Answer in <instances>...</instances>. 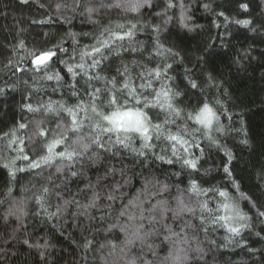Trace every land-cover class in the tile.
<instances>
[{
	"label": "snow or ice",
	"instance_id": "6c2138e0",
	"mask_svg": "<svg viewBox=\"0 0 264 264\" xmlns=\"http://www.w3.org/2000/svg\"><path fill=\"white\" fill-rule=\"evenodd\" d=\"M30 2L20 0L22 5ZM153 6V0H57L52 14L45 13L46 19L31 21L41 25L63 21L72 25L79 19L94 31L67 33L75 53L68 61L58 55L68 53L63 41L52 48L35 50H27L23 40L18 43L19 48L26 50L30 70L43 73L42 79L46 81H55L52 91L63 88L74 102L49 99L38 101L37 107L28 103L24 107L31 113H40L41 118L31 125L20 122L0 135V142L6 141V147L16 153L0 165L10 178L5 181L6 191L0 199V227L4 229L0 242L4 245L19 244L21 248L35 250L42 264H48L47 250L52 245L47 239L41 243L29 233L33 227L29 218L42 219L45 224L57 221L61 231L69 219L76 221L78 227L84 220L94 229L92 238L85 239L82 245L87 252L98 254L93 257V264H208L207 258L216 245L215 240L207 239L210 230L216 226L224 228L230 244L251 228V218L242 210L240 201L250 203L257 208V218H264V204H258L241 190L230 166L235 156L216 135L223 136L228 131L221 123V115L232 119L222 100L196 96L195 103L191 102V90H199L202 95L205 83L214 82V76L209 74L206 82H201L193 76L192 69H186L185 88L164 83L174 80L169 72L181 55L168 46L164 35L171 20L167 12L177 4L175 0H164V12L157 13L163 17L162 23L142 22V10ZM178 6L182 10L181 26L191 31V17L186 15L188 5L180 0ZM40 7L45 5L41 3ZM240 7L248 9L247 4ZM204 8L208 10L209 5L204 4ZM113 12L125 17L124 22L108 19L105 23L104 17ZM128 14H135L134 22L126 19ZM235 23L244 27L253 24L247 19ZM145 28L153 34L148 63L154 66L142 62L122 64L114 74L106 75L109 65L105 61L110 56L118 58L121 51H138L135 37ZM251 30L257 31L254 27ZM81 36H91L93 43L77 49ZM201 60L208 62L204 57ZM56 63L63 64L64 69L56 70ZM136 67L141 70L134 77ZM65 70L71 79L66 80L62 74ZM155 82L161 86L156 88ZM48 117L56 121L54 128L47 126ZM22 131L27 143L25 136L19 134ZM201 139L224 150L227 159L223 172L234 191L216 186L204 188L195 178L181 189L151 172L129 175L130 169L124 163L125 154H133L141 158L143 167V158L151 153L156 160L169 165L179 162L182 169L191 170L189 175L199 174L204 155ZM157 142L165 145L160 153L155 151ZM248 143L247 139L241 140L243 145ZM36 144L38 152L26 150L28 145ZM17 160L26 165L16 166ZM25 172L33 174L36 182L16 193L12 182L18 183L17 173ZM134 179L140 185L138 188L133 185ZM261 179L264 180V172ZM8 252L9 247H0V256Z\"/></svg>",
	"mask_w": 264,
	"mask_h": 264
},
{
	"label": "trees",
	"instance_id": "16d2710c",
	"mask_svg": "<svg viewBox=\"0 0 264 264\" xmlns=\"http://www.w3.org/2000/svg\"><path fill=\"white\" fill-rule=\"evenodd\" d=\"M56 2L57 0H31L30 4L22 5L20 0H0V90H3L0 92V135L9 132L20 122L31 125L33 121L41 118L40 113H31L24 107L28 103L37 107L38 101L49 99L74 102V98L65 94V89L61 88L55 93L52 91L56 87L55 81H46L42 79L43 73L31 71L26 50L18 47L20 40L24 41L27 50L52 48L63 41L68 53L58 55L68 61L75 54L67 33L93 32L91 25L81 24L79 19L74 20L72 25L63 21L43 25L31 23L34 19H46L45 13L52 14ZM175 2L177 7L167 12L171 20L166 25L167 31L164 35L168 38V46H173L181 55L176 58L173 70L169 72L174 80L164 83H174L181 89L185 88L186 69H192L193 76L199 77L201 82H206L209 74L214 76V82L205 83L202 95L199 90H191V102L195 103L196 96H201L202 99L207 97L213 101L219 97L222 100L232 119L228 120L226 116L221 115V123L227 126L228 131L223 136L219 133L216 135L224 148L231 150L235 156L230 166L234 168V178L241 190L258 204H264V197L261 196V193H264V180L261 179L264 172V0H184L189 8L186 15L191 17L188 21L191 31L181 26L182 10L178 6L180 0ZM41 3L45 5L44 8L40 7ZM204 4L209 5L208 10L204 8ZM241 4L248 5L247 11L240 7ZM153 5L152 8L142 10L143 15L139 18L142 22L162 23L163 17L157 16V13L164 12V0H153ZM221 12L223 16L219 15ZM134 17L135 14H128L126 19L134 22ZM108 19L124 22L125 17L113 12L104 17V22L107 23ZM246 19L253 22L250 27L235 23L236 20ZM253 27L257 31H252ZM45 33L48 35L45 36ZM78 39L80 45L75 46L77 49L93 43L91 36H81ZM135 40L139 42V45H134L138 47V51H121L118 58L110 56L109 60L105 61V64L109 65L105 68L106 75L114 74L122 64L131 66L133 62H142L148 67L154 66V63H148V51H151L153 41L151 29L138 31ZM202 57L208 62L204 63ZM17 67L28 70L15 71ZM54 68L61 70L64 65L56 63ZM140 70L136 67L133 76ZM62 74L66 76V80L71 79L66 70ZM160 86V82H155L156 88ZM46 123L52 128L56 125V121L51 117H48ZM19 134L25 136L27 143L24 132ZM242 139H247L248 145L241 144ZM200 142L204 155L200 160L199 174L192 172L189 175L191 170L182 169L179 162L169 165L156 160L151 153L143 158V167L140 166L141 158L133 154L126 153L124 163L130 169L129 175L132 172H151L170 185L178 184L181 189L187 187L190 179L195 178L204 188L216 186L234 191L230 179L223 172L227 159L224 150L209 146L203 139ZM157 144L155 151L160 153L165 145L160 142ZM26 150H31L34 154L39 151V145H28ZM193 151L197 155L200 154L198 149ZM15 155V152L6 147V141L0 142V165L7 163ZM25 165L24 161H16L18 167ZM206 170L208 174H205ZM175 173L180 175H174ZM9 179L7 170L0 166V199L4 198L5 181ZM17 180L18 183L12 182L16 193L36 182L34 175L27 172L17 173ZM133 185L136 188L140 186L135 179ZM240 205L251 218V228L244 230L230 244L225 239L229 233L224 228L216 226L214 230H210L207 239L215 240L216 245L213 246V253L207 258L208 264H264V218H257V208L252 207L250 203L240 201ZM29 223L33 225L29 228V233L41 243L47 239L52 245L47 250L48 264H93V257L98 255L95 252H87L82 247L85 239H91L94 235V229L84 220L79 222L78 227L76 221L69 219L63 231L58 227L57 221L45 224L42 219L30 217ZM10 230L9 228L8 231ZM256 233L260 235L257 236ZM3 236L4 229L0 227V241ZM236 241L240 243L237 244ZM0 247H9L7 255L0 256V264H42L35 250L29 251L21 248L19 244L10 247L2 242ZM13 252L17 255H13Z\"/></svg>",
	"mask_w": 264,
	"mask_h": 264
}]
</instances>
